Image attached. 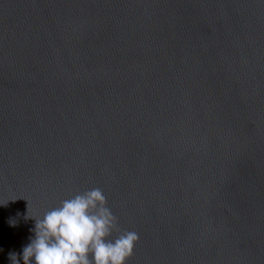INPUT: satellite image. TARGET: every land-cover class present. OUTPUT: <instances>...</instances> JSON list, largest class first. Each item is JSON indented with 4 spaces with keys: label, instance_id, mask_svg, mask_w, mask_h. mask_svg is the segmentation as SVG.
Listing matches in <instances>:
<instances>
[{
    "label": "water",
    "instance_id": "obj_1",
    "mask_svg": "<svg viewBox=\"0 0 264 264\" xmlns=\"http://www.w3.org/2000/svg\"><path fill=\"white\" fill-rule=\"evenodd\" d=\"M93 188L125 264H264V0H0V264Z\"/></svg>",
    "mask_w": 264,
    "mask_h": 264
},
{
    "label": "clouds",
    "instance_id": "obj_2",
    "mask_svg": "<svg viewBox=\"0 0 264 264\" xmlns=\"http://www.w3.org/2000/svg\"><path fill=\"white\" fill-rule=\"evenodd\" d=\"M117 230L116 217L99 188L65 199L35 220L34 238L23 248V264H125L138 234ZM12 260L18 264L15 256Z\"/></svg>",
    "mask_w": 264,
    "mask_h": 264
}]
</instances>
